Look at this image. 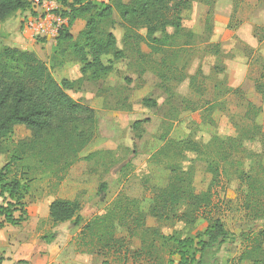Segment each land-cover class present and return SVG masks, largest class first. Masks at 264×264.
Returning a JSON list of instances; mask_svg holds the SVG:
<instances>
[{
    "label": "rangeland",
    "instance_id": "obj_1",
    "mask_svg": "<svg viewBox=\"0 0 264 264\" xmlns=\"http://www.w3.org/2000/svg\"><path fill=\"white\" fill-rule=\"evenodd\" d=\"M33 1L27 0L24 9L0 23V48L34 51L49 66L54 53L66 52L64 59L61 56L63 67L53 74L58 80L80 79L81 63L70 52L69 42L25 29L34 14ZM114 18L120 19L117 12ZM85 24L84 18L75 19L70 33L76 37ZM183 26L184 31L167 40L160 52L143 45L145 56L125 46L123 27L106 26L125 57L107 76L85 77L68 90L75 100L96 110V135L69 166L64 161L47 166L28 156L13 167L12 176L30 183L25 197L30 217L0 230L14 255L1 256L5 264H179L178 248L168 237L192 239L195 244L188 251L196 253L192 264H197L198 242L217 218L230 238L218 251H207L203 264H239L251 237L264 227V142L254 128L256 122L264 133V97L256 89L264 73V0H192ZM248 102L261 108L255 119L247 115ZM137 120L141 124L135 126ZM30 136L18 126L3 142L7 150L0 153V166L16 144ZM186 139L197 143V150L181 151L177 142ZM211 163L219 167L220 176L205 218L193 224L147 219L150 231L135 236L122 228L121 219H106L116 229L113 240L103 223H93L120 197L155 196L166 184L171 165L193 166L197 191L206 190ZM56 198L80 201L79 224L75 219L60 223L50 218L49 205ZM88 223L91 230L85 228Z\"/></svg>",
    "mask_w": 264,
    "mask_h": 264
},
{
    "label": "trees",
    "instance_id": "obj_2",
    "mask_svg": "<svg viewBox=\"0 0 264 264\" xmlns=\"http://www.w3.org/2000/svg\"><path fill=\"white\" fill-rule=\"evenodd\" d=\"M57 1L61 5L58 13L68 18V25L61 28L56 40L69 42L70 52L81 63L80 79L63 77L58 80L53 74L52 70L63 67L65 61L61 56L63 58L66 52L54 53L52 65L49 66L34 51L12 46L0 48V153L7 150L3 142L14 134L18 126H24L31 135L17 143L10 159L0 166V196L3 198L0 204V228L6 224L21 225L30 217L25 201L30 183L12 176L17 163L31 156L47 166L62 161L69 166L96 135V110L75 100L68 90L81 84L85 77L99 80L107 76L113 71L114 64L125 57V50L119 48L115 34L108 31L106 26L123 27L125 46L145 56L143 45L153 53L160 52L167 40L184 31L185 12L192 4V0ZM27 5V0H0V23ZM114 12L119 14V20L114 18ZM77 18H84L86 24L74 37L69 27ZM169 28L173 32H168ZM158 33L163 35L159 36ZM261 77L256 89L264 97V73ZM145 102L152 103L151 99H145ZM259 111L261 108L248 102L249 117L255 119ZM140 124V120L134 123L135 126ZM254 128L264 142L262 125L255 122ZM161 138L166 142L165 135ZM177 145L182 147L183 152L195 151L199 147L190 139L177 142ZM167 168V182L159 187L155 196L144 200L120 197L111 211L99 216L93 223H103V229L113 240L117 232L112 224H107L106 219H121L122 228L130 236H135L150 231L145 225L147 219H176L193 224L205 218V212L213 205V188L219 185V167L213 163L208 165L211 181L203 191H197L195 187L193 166L183 169L179 165H171ZM102 188L104 190L105 185ZM81 208L77 199L56 198L49 205V216L54 222L75 219L79 224ZM125 219H131V223ZM85 228L91 230L92 223L85 225ZM168 238L178 248L179 264L196 261V253L188 251L195 244L192 239ZM229 238L230 232L224 223L220 218L215 219L205 231V239L198 242L201 254L197 264H203L205 253L218 251ZM250 241L249 247L238 258L239 264H264V227Z\"/></svg>",
    "mask_w": 264,
    "mask_h": 264
},
{
    "label": "built area",
    "instance_id": "obj_3",
    "mask_svg": "<svg viewBox=\"0 0 264 264\" xmlns=\"http://www.w3.org/2000/svg\"><path fill=\"white\" fill-rule=\"evenodd\" d=\"M57 0H34V14L27 19L25 29L35 36H44L55 39L62 27L68 25V18L58 13Z\"/></svg>",
    "mask_w": 264,
    "mask_h": 264
},
{
    "label": "crops",
    "instance_id": "obj_4",
    "mask_svg": "<svg viewBox=\"0 0 264 264\" xmlns=\"http://www.w3.org/2000/svg\"><path fill=\"white\" fill-rule=\"evenodd\" d=\"M1 203H3V201ZM7 225H10V224H6L3 228H0V230L4 229ZM5 238H6L5 234L1 233V235H0V264H5L4 263L5 261H3L1 256L4 257L6 255H9V256H13L14 257L12 250L11 251L8 250V246L9 245H7L8 242H7V239H5ZM15 255L18 256L19 254H15ZM18 258L19 259H23L24 257H22L20 255V256H18Z\"/></svg>",
    "mask_w": 264,
    "mask_h": 264
}]
</instances>
